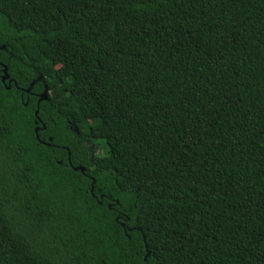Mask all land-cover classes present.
I'll list each match as a JSON object with an SVG mask.
<instances>
[{
    "label": "trees",
    "instance_id": "obj_1",
    "mask_svg": "<svg viewBox=\"0 0 264 264\" xmlns=\"http://www.w3.org/2000/svg\"><path fill=\"white\" fill-rule=\"evenodd\" d=\"M0 264H264V0H0Z\"/></svg>",
    "mask_w": 264,
    "mask_h": 264
},
{
    "label": "water",
    "instance_id": "obj_2",
    "mask_svg": "<svg viewBox=\"0 0 264 264\" xmlns=\"http://www.w3.org/2000/svg\"><path fill=\"white\" fill-rule=\"evenodd\" d=\"M1 73H2L1 81H3L4 79H7V75L5 73V68L4 67H3L2 71H1ZM41 100H45V93L44 92L40 95V97L38 99V101H41ZM38 101H37V103H38ZM36 111L37 110H35V112H34V116L35 117H36ZM34 132H36V128L34 129ZM48 141H50V139H48ZM73 170L74 171L79 170L80 172H82V168H80V167L73 168Z\"/></svg>",
    "mask_w": 264,
    "mask_h": 264
},
{
    "label": "rangeland",
    "instance_id": "obj_3",
    "mask_svg": "<svg viewBox=\"0 0 264 264\" xmlns=\"http://www.w3.org/2000/svg\"><path fill=\"white\" fill-rule=\"evenodd\" d=\"M98 152H99V149H98Z\"/></svg>",
    "mask_w": 264,
    "mask_h": 264
}]
</instances>
